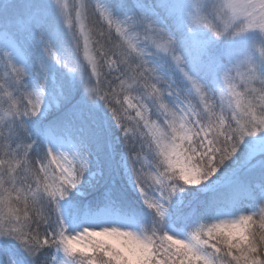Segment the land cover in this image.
<instances>
[{
    "label": "snow or ice",
    "instance_id": "6c2138e0",
    "mask_svg": "<svg viewBox=\"0 0 264 264\" xmlns=\"http://www.w3.org/2000/svg\"><path fill=\"white\" fill-rule=\"evenodd\" d=\"M0 264H264V0H0Z\"/></svg>",
    "mask_w": 264,
    "mask_h": 264
}]
</instances>
